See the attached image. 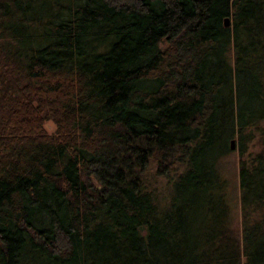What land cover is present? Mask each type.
I'll return each mask as SVG.
<instances>
[{
    "label": "trees",
    "instance_id": "1",
    "mask_svg": "<svg viewBox=\"0 0 264 264\" xmlns=\"http://www.w3.org/2000/svg\"><path fill=\"white\" fill-rule=\"evenodd\" d=\"M261 121L264 0H0V264H264Z\"/></svg>",
    "mask_w": 264,
    "mask_h": 264
},
{
    "label": "rangeland",
    "instance_id": "2",
    "mask_svg": "<svg viewBox=\"0 0 264 264\" xmlns=\"http://www.w3.org/2000/svg\"><path fill=\"white\" fill-rule=\"evenodd\" d=\"M44 127L46 131H52L55 127V123L52 118L44 120ZM260 124H264V121H261ZM233 138V146L230 148V152L221 156L218 163L219 173L226 178L228 182V191L227 195L229 196L230 210L228 213V225L229 229L232 230L234 237L236 238L239 234V195L238 194V183H237V168H238V158L239 152L237 149L238 138L236 135H232L230 139ZM257 137H254L247 142V149L255 150L259 143L256 141ZM155 164H152L151 167L143 173L145 176L147 186L152 189L155 194V197L164 199L166 198L167 193L169 192V186L167 184V178L160 173H156Z\"/></svg>",
    "mask_w": 264,
    "mask_h": 264
},
{
    "label": "water",
    "instance_id": "3",
    "mask_svg": "<svg viewBox=\"0 0 264 264\" xmlns=\"http://www.w3.org/2000/svg\"><path fill=\"white\" fill-rule=\"evenodd\" d=\"M228 19H229V17H228V15H226V16L224 17V19H223L224 24H227ZM230 146H231V147L233 146V138L230 139Z\"/></svg>",
    "mask_w": 264,
    "mask_h": 264
}]
</instances>
